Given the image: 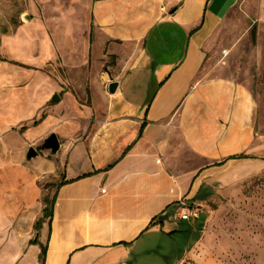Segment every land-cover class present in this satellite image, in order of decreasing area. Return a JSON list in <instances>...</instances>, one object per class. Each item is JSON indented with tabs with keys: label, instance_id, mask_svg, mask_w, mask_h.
<instances>
[{
	"label": "crops",
	"instance_id": "0c3cea01",
	"mask_svg": "<svg viewBox=\"0 0 264 264\" xmlns=\"http://www.w3.org/2000/svg\"><path fill=\"white\" fill-rule=\"evenodd\" d=\"M240 3L93 0L90 45L92 65L96 43L100 50L101 91L94 93L90 70L87 128L73 141L58 138L54 156L32 164L39 153L23 163L0 148V186L16 176L32 190L16 203L0 191V264H40L42 244L45 264H133L135 256L157 252L147 237L179 231L175 209L206 201L205 191L225 180L236 157L264 161L253 94L208 65L214 38ZM4 127L0 122V137ZM52 176L55 186L66 183L56 186L51 230L46 219L31 243L49 194L42 197L39 180ZM200 188L203 199L195 198ZM201 221H187L191 233L201 232Z\"/></svg>",
	"mask_w": 264,
	"mask_h": 264
},
{
	"label": "rangeland",
	"instance_id": "374dc122",
	"mask_svg": "<svg viewBox=\"0 0 264 264\" xmlns=\"http://www.w3.org/2000/svg\"><path fill=\"white\" fill-rule=\"evenodd\" d=\"M92 2L0 0V122L5 126L0 148L13 161L26 163L30 147L40 156L28 164L42 160L54 153L44 147L52 133L63 143L87 128L92 114L90 70H94V93L101 91L97 43L92 65ZM113 59L99 66L112 64ZM208 65L213 75L233 77L253 94L259 142H264V0H242L230 13L214 38ZM55 94L60 101H52ZM0 157L6 160L5 154ZM261 158L235 160L223 172L225 180L205 191H210L206 201L190 199V205L199 208L201 220L205 217L200 233H191L188 222L180 220L178 232L147 237V245L157 252L150 257L137 255L133 264H172L178 256L177 264H264ZM12 178L0 191L9 190L8 200L14 203L29 198L28 178L23 177L28 183L24 186L16 176ZM46 178L39 180L42 197L48 192L52 196L59 181L55 176ZM32 236L38 238L36 228ZM30 264L36 261L31 259Z\"/></svg>",
	"mask_w": 264,
	"mask_h": 264
},
{
	"label": "trees",
	"instance_id": "16d2710c",
	"mask_svg": "<svg viewBox=\"0 0 264 264\" xmlns=\"http://www.w3.org/2000/svg\"><path fill=\"white\" fill-rule=\"evenodd\" d=\"M255 35H256V32L255 31H252V36L253 38L255 39ZM245 158L247 156H238L236 158ZM221 164V163H220ZM64 181H60L59 183H57V187H60L61 185H63ZM203 188H200L199 192L195 195V198H198V199H203V195L201 194V192H203ZM56 197H57V194L56 192H54V194L52 196H50L49 194L45 195L44 196V203H45V206L43 208V215L40 216L36 223H35V228L38 230V233H39V229L42 227V224L43 222L48 219V222H49V225H50V230H51V223H52V219H53V208H54V203L56 201ZM161 218V217H159ZM204 216L202 218V223H204ZM201 223V224H202ZM200 224V226H201ZM203 225V224H202ZM199 233V232H198ZM170 235L172 233H169ZM31 243H38V239H32L30 241ZM47 249H48V245L47 244H42L41 245V252L39 254V261H40V264H45L46 263V253H47Z\"/></svg>",
	"mask_w": 264,
	"mask_h": 264
},
{
	"label": "water",
	"instance_id": "95a60500",
	"mask_svg": "<svg viewBox=\"0 0 264 264\" xmlns=\"http://www.w3.org/2000/svg\"><path fill=\"white\" fill-rule=\"evenodd\" d=\"M117 83L112 82L109 85V91L114 92L116 90ZM61 100V96L59 94H55L52 98L53 102H58ZM44 147L47 149H51L52 151L56 152L60 147V141L58 139V136L55 133H52L46 140ZM38 154V151L34 147H30L29 152L27 154L28 158H32ZM37 238H35L36 240Z\"/></svg>",
	"mask_w": 264,
	"mask_h": 264
},
{
	"label": "built area",
	"instance_id": "2783aa9c",
	"mask_svg": "<svg viewBox=\"0 0 264 264\" xmlns=\"http://www.w3.org/2000/svg\"><path fill=\"white\" fill-rule=\"evenodd\" d=\"M227 50H223L225 53ZM199 208L195 207L194 205H190L187 203H184L182 206H180L178 212H177V218L184 221L194 222L200 217Z\"/></svg>",
	"mask_w": 264,
	"mask_h": 264
}]
</instances>
